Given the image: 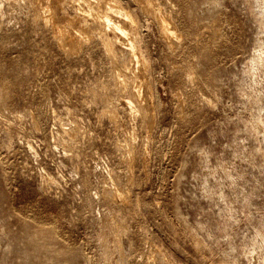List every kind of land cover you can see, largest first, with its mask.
I'll list each match as a JSON object with an SVG mask.
<instances>
[{
  "label": "rangeland",
  "instance_id": "obj_1",
  "mask_svg": "<svg viewBox=\"0 0 264 264\" xmlns=\"http://www.w3.org/2000/svg\"><path fill=\"white\" fill-rule=\"evenodd\" d=\"M108 1L0 0V264H264V0Z\"/></svg>",
  "mask_w": 264,
  "mask_h": 264
},
{
  "label": "bare ground",
  "instance_id": "obj_2",
  "mask_svg": "<svg viewBox=\"0 0 264 264\" xmlns=\"http://www.w3.org/2000/svg\"><path fill=\"white\" fill-rule=\"evenodd\" d=\"M88 1V0H87ZM54 2H55V0H54ZM83 2V1H82ZM85 2V1H84ZM98 2H99V0H98ZM103 2V1H102ZM109 2H110V0L108 1V4H109ZM105 3V2H104ZM112 3H114V2H112ZM145 3H148V5L149 4H151L152 3V0H146L145 1ZM60 4V3H59ZM107 4V5H108ZM116 4V3H115ZM91 5V4H90ZM119 5V4H118ZM147 5V8H149V6ZM94 6V5H93ZM93 6H91V7H93ZM99 6H100V4H99ZM104 6H105V4H104ZM120 6V5H119ZM151 6H152V4H151ZM94 7H98V5L96 6H94ZM110 7H112V6H110ZM109 7V8H110ZM115 7V6H114ZM104 8V7H103ZM151 8V7H150ZM153 8V7H152ZM101 9V8H100ZM111 9V8H110ZM108 11H109V9H107ZM116 10V9H115ZM88 11H90V10H87V12ZM92 11V10H91ZM101 12H102V14H101V19H99L95 24L96 25H98L99 26V28L101 27L102 28V30L103 29H105L106 30V28L107 27H110L111 29H112V31H113V33L112 34H114V36H118V38H119V36H123V34L125 33V34H127V25H126V19L124 20V19H120L119 17V19L117 20V19H115L116 18V16L115 17H113V15H111V13L110 12H108V11H105L104 12V9H103V11L102 10H100ZM111 12H112V10H110ZM86 12V11H85ZM96 12V11H95ZM104 12V13H103ZM124 14L127 16V17H129V16H131L130 14H129V12L128 11H125L124 12ZM97 15H98V12H97ZM124 15V16H125ZM123 18V17H122ZM130 18V17H129ZM168 20V19H167ZM96 21V20H95ZM128 22V21H127ZM162 23V33H164V35H166L167 37H169L170 38V40H171V43H174V38H173V36H174V28L172 29V28H170V27H167L166 26V24H165V21H162L161 22ZM169 24V23H168ZM131 26V25H130ZM129 28V27H128ZM62 29V28H61ZM101 30V29H100ZM104 33V32H103ZM176 33V32H175ZM127 36V35H126ZM62 37V36H61ZM76 38V37H75ZM75 38H73V41H77ZM125 38H127V37H125ZM176 38V37H175ZM77 39L79 40V38L77 37ZM112 39V38H111ZM111 39H108L107 40V44L106 45H108L109 46V49L111 50V51H113V46L115 45H113V42L112 41H114V40H111ZM116 39V38H115ZM176 41V40H175ZM62 42H63V40H62ZM132 42V41H131ZM131 42H129V43H131ZM133 44V43H132ZM131 47L132 48H134V46L133 45H131ZM108 48V47H107ZM132 48H125L124 49V52H126V54L129 56V57H132L133 56V54H134V49H132ZM137 55V54H136Z\"/></svg>",
  "mask_w": 264,
  "mask_h": 264
}]
</instances>
